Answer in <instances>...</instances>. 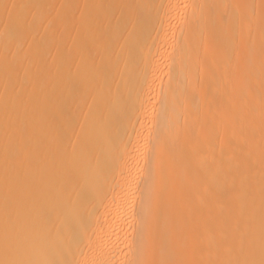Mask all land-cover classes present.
<instances>
[{"label":"bare ground","instance_id":"bare-ground-1","mask_svg":"<svg viewBox=\"0 0 264 264\" xmlns=\"http://www.w3.org/2000/svg\"><path fill=\"white\" fill-rule=\"evenodd\" d=\"M0 264H264V0H0Z\"/></svg>","mask_w":264,"mask_h":264}]
</instances>
